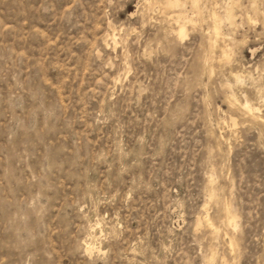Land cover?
I'll return each mask as SVG.
<instances>
[{
	"label": "rangeland",
	"instance_id": "1",
	"mask_svg": "<svg viewBox=\"0 0 264 264\" xmlns=\"http://www.w3.org/2000/svg\"><path fill=\"white\" fill-rule=\"evenodd\" d=\"M182 1L0 0V264H264V0Z\"/></svg>",
	"mask_w": 264,
	"mask_h": 264
},
{
	"label": "bare ground",
	"instance_id": "2",
	"mask_svg": "<svg viewBox=\"0 0 264 264\" xmlns=\"http://www.w3.org/2000/svg\"><path fill=\"white\" fill-rule=\"evenodd\" d=\"M192 1V3H193V6H194V8H196L197 9V2H198V0H191ZM190 1V2H191ZM231 4V3H230ZM186 6V3L185 2H183L182 0H163V9L165 10V11H171V10H173L174 12H176V18H177V20H176V23H177V25H178V29H177V33H178V35H179V37L181 38V39H184L186 36H187V24L188 23H193L194 22V19L193 18H189V16H187L185 13H184V11H183V8ZM231 6V5H230ZM193 9V8H192ZM199 9V8H198ZM201 9V8H200ZM227 10V9H226ZM232 10V9H231ZM230 10V11H231ZM227 12V11H226ZM225 12V13H226ZM232 12H233V10H232ZM229 13V12H228ZM234 13V12H233ZM232 13V15H234ZM197 15V14H196ZM213 15V14H212ZM200 17V16H199ZM213 17V16H212ZM211 17V18H212ZM231 17V16H230ZM202 18V17H201ZM216 18H217V20H216V23H215V25H214V35H215V38H216V41H215V43H214V45L213 46H215L216 45V43L218 42V40L219 39H221V38H223V39H225V35L223 34V32H222V28H221V25H220V21H219V18H218V16L216 15ZM225 18H227V17H225ZM233 18H234V16H233ZM214 19V18H213ZM222 20V19H221ZM234 20V19H233ZM232 20V21H233ZM228 22V21H227ZM114 36V35H113ZM115 38V37H114ZM114 38H112V39H114ZM227 38V37H226ZM116 39V38H115ZM227 40V39H226ZM113 41V40H112ZM115 43V42H114ZM212 47V46H211ZM229 48V47H228ZM228 48H223L222 49V59L224 60V61H230L231 60V53H230V50L228 49ZM212 50V49H211ZM228 65V64H227ZM239 79V78H238ZM239 80H241V78L239 79ZM238 83V82H237ZM236 84V83H235ZM239 84H241V82H239ZM233 94V93H232ZM234 96H235V94H233ZM232 98V97H231ZM230 98V99H231ZM230 99H228V100H230ZM233 100V99H232ZM248 101H249V99H248ZM228 102V101H227ZM234 102L235 103H238V100L237 99H235L234 100ZM245 102H247V101H245ZM231 103V102H230ZM233 103V102H232ZM234 104V103H233ZM232 104V105H233ZM238 106L239 105H241L243 108H244V110H245V112L247 113V114H249V116L250 115H252V116H254V117H260L259 116V112H260V109L259 108H257V107H255V106H252L253 104H249V102L248 103H246V104H237ZM231 106V105H230ZM234 107H236L235 105H233ZM240 107V106H239ZM233 108V107H232ZM242 108V109H243ZM262 108V107H261ZM244 112V111H243ZM238 113V112H237ZM241 115V114H240ZM263 115V114H262ZM247 117V116H246ZM263 117V116H262ZM245 118V117H244ZM260 119V118H259ZM264 119V118H263ZM232 120V119H231ZM234 120V119H233ZM236 121V120H235ZM238 121V120H237ZM255 121V120H254ZM253 121V122H254ZM259 121V120H258ZM253 122H252V124H253ZM263 122H264V120H263ZM231 123H233V122H231ZM245 123H246V121H245ZM244 123V124H245ZM248 123V122H247ZM260 123V122H259ZM250 124H251V122H250ZM256 125H257V123H256ZM254 126V125H253ZM264 130V129H263ZM213 181V180H212ZM213 184H214V182H213ZM212 184V185H213ZM225 211V210H224ZM227 212H228V214H227V216H228V223L230 224V226H232V228H234V227H237V224H236V218H235V216H233L232 214H231V212L229 211V210H227ZM226 220H227V218H226ZM206 222H207V224H208V226L212 229H215V225H214V223H212L211 221H210V219H207L206 220ZM226 223V222H225ZM228 227V226H227ZM229 228L230 227H228V230H229ZM218 230V229H217ZM213 231H216V230H213ZM217 232V231H216ZM218 232H219V230H218ZM213 233V232H212ZM232 245V244H231ZM91 248V247H90ZM215 260V259H214ZM211 262H212V259L210 260Z\"/></svg>",
	"mask_w": 264,
	"mask_h": 264
}]
</instances>
